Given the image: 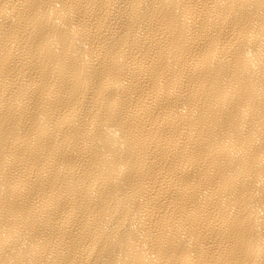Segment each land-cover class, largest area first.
Listing matches in <instances>:
<instances>
[{"label": "bare ground", "instance_id": "6f19581e", "mask_svg": "<svg viewBox=\"0 0 264 264\" xmlns=\"http://www.w3.org/2000/svg\"><path fill=\"white\" fill-rule=\"evenodd\" d=\"M0 264H264V0H0Z\"/></svg>", "mask_w": 264, "mask_h": 264}]
</instances>
